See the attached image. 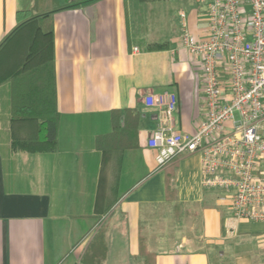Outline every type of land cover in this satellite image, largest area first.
<instances>
[{
  "label": "crops",
  "instance_id": "obj_1",
  "mask_svg": "<svg viewBox=\"0 0 264 264\" xmlns=\"http://www.w3.org/2000/svg\"><path fill=\"white\" fill-rule=\"evenodd\" d=\"M32 0H0V81L22 64L31 31L21 10ZM190 31L209 34L196 0H72L47 8L54 23L57 107L55 150H13L11 85L0 84V264H85L86 249L106 230L103 264H146L144 235L154 264H212V250L255 238L259 248L240 252L243 264H264V221L237 220L222 191L202 184L198 152L159 161L148 146L161 107L147 94L175 91L171 124L194 133L204 118L201 61L183 45L180 11ZM151 43H165L148 50ZM114 109L141 112L124 150L117 142ZM173 189V190H172ZM104 217L101 226H96ZM254 262V263H253Z\"/></svg>",
  "mask_w": 264,
  "mask_h": 264
},
{
  "label": "built area",
  "instance_id": "obj_2",
  "mask_svg": "<svg viewBox=\"0 0 264 264\" xmlns=\"http://www.w3.org/2000/svg\"><path fill=\"white\" fill-rule=\"evenodd\" d=\"M209 34L198 39L180 11L182 42L200 61L204 118L194 133L171 124L179 97L147 94L163 118L148 140L159 161L198 152L202 184L222 191L237 220L264 221V0H196Z\"/></svg>",
  "mask_w": 264,
  "mask_h": 264
},
{
  "label": "trees",
  "instance_id": "obj_3",
  "mask_svg": "<svg viewBox=\"0 0 264 264\" xmlns=\"http://www.w3.org/2000/svg\"><path fill=\"white\" fill-rule=\"evenodd\" d=\"M45 0H32L29 10L18 13L19 20L28 19L21 26L31 31V41L21 66L3 82L11 85L12 148L28 152L55 150L58 144L60 113L57 107V86L54 56L53 17L43 5ZM72 0H67V3ZM165 43H151L148 50L165 48ZM141 112L134 109L112 111L113 131L117 142L105 144L107 149L124 150L137 144L123 142L124 135L131 129L137 131ZM173 190V189H172ZM100 217L96 226H101ZM104 225L90 241L82 262L103 264L107 258L108 242ZM140 255L146 264H154L155 252L148 247L144 235L140 240Z\"/></svg>",
  "mask_w": 264,
  "mask_h": 264
},
{
  "label": "rangeland",
  "instance_id": "obj_4",
  "mask_svg": "<svg viewBox=\"0 0 264 264\" xmlns=\"http://www.w3.org/2000/svg\"><path fill=\"white\" fill-rule=\"evenodd\" d=\"M66 3L67 0H45L43 5L46 6V8H51V6H62ZM240 238L245 239V236ZM240 238L235 243L232 242L223 248L217 250L215 249L214 251L212 250V264H243L246 257L239 258L241 257L239 255L240 252L243 250H250L255 247L259 248L257 239L248 238L246 240H242Z\"/></svg>",
  "mask_w": 264,
  "mask_h": 264
}]
</instances>
